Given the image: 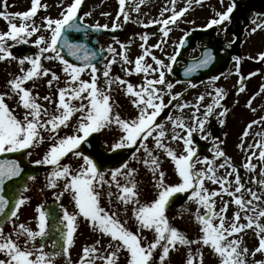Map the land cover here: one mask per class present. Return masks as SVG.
<instances>
[{
    "label": "rangeland",
    "instance_id": "374dc122",
    "mask_svg": "<svg viewBox=\"0 0 264 264\" xmlns=\"http://www.w3.org/2000/svg\"><path fill=\"white\" fill-rule=\"evenodd\" d=\"M76 11L125 32L102 40L109 55L96 69L55 48ZM232 20L227 71L192 84L169 75L192 30L214 24L232 48ZM0 72V150L24 147L43 167L0 226V264H264V0H0ZM90 132L108 152L128 150L125 162L98 172L78 149ZM175 191L185 200L164 208ZM50 200L71 227L58 256L39 244Z\"/></svg>",
    "mask_w": 264,
    "mask_h": 264
},
{
    "label": "water",
    "instance_id": "95a60500",
    "mask_svg": "<svg viewBox=\"0 0 264 264\" xmlns=\"http://www.w3.org/2000/svg\"><path fill=\"white\" fill-rule=\"evenodd\" d=\"M241 8L237 6L236 10ZM234 29V28H233ZM92 32L93 36L87 37V33ZM75 35H78L76 38ZM121 33L117 30H108L106 28L90 27L85 25L81 21L80 15H76L72 21L62 26L61 33L58 38V47L61 49L62 56L68 61L78 65L86 67L90 64L96 66L101 62L107 54V50L99 52L100 43L99 40L102 37H117ZM212 32H209V36ZM208 36V37H209ZM210 38V37H209ZM193 36H190L186 40L183 49L192 43ZM210 46L213 47V51L219 54L220 45L217 41H210ZM185 50H183L184 52ZM234 50L221 58L220 54L205 55L198 61H192L191 67L187 68V77L189 79L203 78L220 72L226 69L229 63V57ZM209 70V71H208ZM82 149L87 152L94 160L97 167H105L106 160L124 159L127 153L124 151H117L114 154L106 156L104 151L99 147L98 141L95 136L90 137L87 143H84ZM200 153L206 151V146H199ZM3 157V158H2ZM0 158V224L3 223L11 215L16 201L18 200L19 193L17 188L25 185V179L28 176L36 175L39 171V166L28 165L25 159V152L21 150L19 152L8 153ZM182 194H174L170 197L169 205H176L182 199ZM46 213L51 219V232H62L58 220V207L55 203H51L46 207ZM63 240V238H62Z\"/></svg>",
    "mask_w": 264,
    "mask_h": 264
}]
</instances>
